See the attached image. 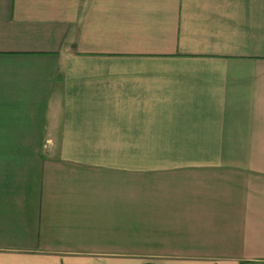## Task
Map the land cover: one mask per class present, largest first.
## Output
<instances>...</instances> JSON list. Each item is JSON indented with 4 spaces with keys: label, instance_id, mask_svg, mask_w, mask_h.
<instances>
[{
    "label": "crops",
    "instance_id": "obj_1",
    "mask_svg": "<svg viewBox=\"0 0 264 264\" xmlns=\"http://www.w3.org/2000/svg\"><path fill=\"white\" fill-rule=\"evenodd\" d=\"M0 264H264V0H0Z\"/></svg>",
    "mask_w": 264,
    "mask_h": 264
}]
</instances>
